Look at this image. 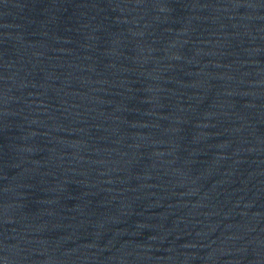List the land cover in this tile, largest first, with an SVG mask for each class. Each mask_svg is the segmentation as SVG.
<instances>
[{
    "label": "water",
    "instance_id": "water-1",
    "mask_svg": "<svg viewBox=\"0 0 264 264\" xmlns=\"http://www.w3.org/2000/svg\"><path fill=\"white\" fill-rule=\"evenodd\" d=\"M0 264H264V0H0Z\"/></svg>",
    "mask_w": 264,
    "mask_h": 264
}]
</instances>
